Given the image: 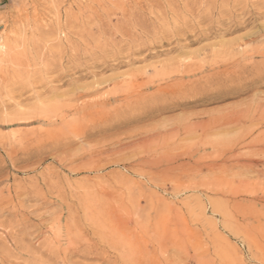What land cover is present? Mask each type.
Returning <instances> with one entry per match:
<instances>
[{
  "label": "rangeland",
  "instance_id": "obj_1",
  "mask_svg": "<svg viewBox=\"0 0 264 264\" xmlns=\"http://www.w3.org/2000/svg\"><path fill=\"white\" fill-rule=\"evenodd\" d=\"M263 1L0 0V264H264Z\"/></svg>",
  "mask_w": 264,
  "mask_h": 264
},
{
  "label": "bare ground",
  "instance_id": "obj_2",
  "mask_svg": "<svg viewBox=\"0 0 264 264\" xmlns=\"http://www.w3.org/2000/svg\"><path fill=\"white\" fill-rule=\"evenodd\" d=\"M227 1H229V0H227ZM237 1V0H236ZM259 1V3H260V0H258ZM263 1V0H262ZM231 2V1H230ZM233 2H235V1H233ZM257 3V2H256ZM262 3H264V1L262 2ZM236 4V3H235ZM250 4V3H249ZM255 4V3H254ZM251 5V4H250ZM262 6V5H261ZM254 7V6H253ZM256 7H257V5H256ZM259 53H261V52H259ZM262 53H264V52H262ZM262 56V55H261ZM263 58V57H262ZM261 83V82H260ZM263 106V105H262ZM237 115V114H236ZM234 117V116H233ZM239 117V116H238ZM235 118V117H234ZM232 119V118H231ZM228 120H229V118H228ZM235 120V119H234ZM237 120V119H236ZM232 121V120H231ZM235 123V122H234ZM237 124V123H236ZM113 128V127H112ZM91 129V128H90ZM102 130H104V129H102ZM100 132V131H99ZM87 134H88V132H86ZM90 133V132H89ZM92 133V132H91ZM91 133H90V135H91ZM95 134V133H94ZM93 134V135H94ZM85 135V134H84ZM96 135V134H95ZM87 136V135H86ZM89 136V135H88ZM263 146V145H262ZM259 150V149H258ZM256 151V150H255ZM257 153H259V152H257ZM261 160V159H260ZM259 176V175H258Z\"/></svg>",
  "mask_w": 264,
  "mask_h": 264
}]
</instances>
